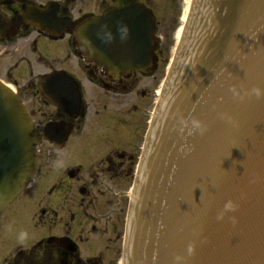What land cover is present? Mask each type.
Wrapping results in <instances>:
<instances>
[{"label": "flooded vegetation", "instance_id": "1", "mask_svg": "<svg viewBox=\"0 0 264 264\" xmlns=\"http://www.w3.org/2000/svg\"><path fill=\"white\" fill-rule=\"evenodd\" d=\"M91 1L0 0V82L36 140L32 180L0 212V264H121L147 133L198 0ZM105 11L110 55L141 60L129 73L85 60L63 28ZM51 17L53 33L31 24Z\"/></svg>", "mask_w": 264, "mask_h": 264}, {"label": "water", "instance_id": "2", "mask_svg": "<svg viewBox=\"0 0 264 264\" xmlns=\"http://www.w3.org/2000/svg\"><path fill=\"white\" fill-rule=\"evenodd\" d=\"M195 5L148 134L122 264H264V0ZM73 34L110 72L135 64L110 55L107 12ZM31 131L0 83V212L33 176Z\"/></svg>", "mask_w": 264, "mask_h": 264}, {"label": "rangeland", "instance_id": "3", "mask_svg": "<svg viewBox=\"0 0 264 264\" xmlns=\"http://www.w3.org/2000/svg\"><path fill=\"white\" fill-rule=\"evenodd\" d=\"M81 7L83 8V12L92 10V1L91 0H82Z\"/></svg>", "mask_w": 264, "mask_h": 264}, {"label": "clouds", "instance_id": "4", "mask_svg": "<svg viewBox=\"0 0 264 264\" xmlns=\"http://www.w3.org/2000/svg\"><path fill=\"white\" fill-rule=\"evenodd\" d=\"M193 126L196 128L200 127V123L198 121H193ZM234 209V205L231 201H229L227 204H225V210L226 211H231Z\"/></svg>", "mask_w": 264, "mask_h": 264}]
</instances>
